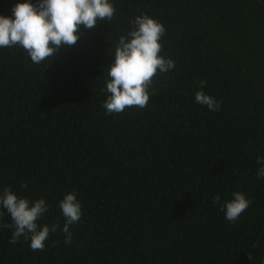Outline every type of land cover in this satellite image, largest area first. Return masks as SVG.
I'll list each match as a JSON object with an SVG mask.
<instances>
[{"label": "trees", "instance_id": "obj_1", "mask_svg": "<svg viewBox=\"0 0 264 264\" xmlns=\"http://www.w3.org/2000/svg\"><path fill=\"white\" fill-rule=\"evenodd\" d=\"M0 264H264V0H0Z\"/></svg>", "mask_w": 264, "mask_h": 264}]
</instances>
